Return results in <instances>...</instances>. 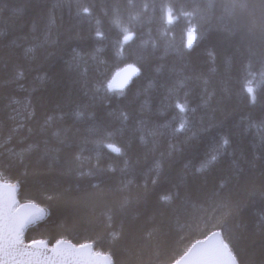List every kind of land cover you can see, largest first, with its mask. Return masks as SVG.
I'll return each instance as SVG.
<instances>
[{
    "label": "trees",
    "instance_id": "1",
    "mask_svg": "<svg viewBox=\"0 0 264 264\" xmlns=\"http://www.w3.org/2000/svg\"><path fill=\"white\" fill-rule=\"evenodd\" d=\"M53 2L0 0V78L14 77L0 90V121L7 133L14 126L8 117L15 108L16 119L25 127L9 146L19 152L27 143L36 144L23 163L0 161V178L18 185L20 201H33L46 210L42 220L23 231V239L92 242L95 249L113 258L114 243L93 220L128 194L110 190L119 185L127 161L135 169V175L128 179L141 188L147 181L152 189L151 180L158 178L157 192L182 183L202 195L219 190L224 183L223 194L242 205L240 216L223 230L217 221L183 228L174 225L176 259L195 240L220 230L225 242L238 231L246 233V244L259 261L264 244L260 227L264 219V84H254L256 102L251 103L243 91L240 72L246 52L236 42L213 32L194 43L190 52L185 50L189 54L182 60L177 48L186 42V22L168 25L158 11L153 16L150 9L147 16L152 19L134 21L133 41L121 49L116 43L120 29L111 22V0H89L95 4L90 18H78L75 8L70 12L67 6L49 13ZM122 2L127 4V0ZM144 2L134 0L138 8L123 10L125 26L132 27L129 16L135 15ZM97 28L104 39L96 38ZM165 29H170L166 36ZM45 33L49 42L42 44ZM154 42L159 45L156 49ZM29 47L33 52L25 56ZM126 64L136 66L137 74L128 85L109 89L112 74ZM184 65L188 74L194 70L209 81L214 96L208 104L201 98L202 81H191L187 89L166 98V86L175 79L172 69L179 71ZM185 91L187 108L180 112L175 105L185 102ZM10 99L18 103L5 109ZM29 111L34 112V119L25 121ZM52 113L63 116V121L58 120L43 134H29V127L38 130L45 115ZM181 123L184 128L175 131ZM58 128L70 129L69 135L78 138L88 135L91 128L101 136L112 134L105 144L120 148V153L105 146L97 150L93 144L86 145L82 153L84 170L87 157L93 158V164L98 158L99 166L105 169L104 179L68 174L66 150L44 155V140L49 149L60 147L52 135ZM154 128L158 134L147 135ZM25 137L26 143H19ZM109 165L115 171H107ZM91 184H99V188L93 189ZM131 191L135 194L136 187Z\"/></svg>",
    "mask_w": 264,
    "mask_h": 264
},
{
    "label": "snow or ice",
    "instance_id": "2",
    "mask_svg": "<svg viewBox=\"0 0 264 264\" xmlns=\"http://www.w3.org/2000/svg\"><path fill=\"white\" fill-rule=\"evenodd\" d=\"M68 7L71 12L75 8V15L78 18H90L92 16L94 3L89 0H54L49 13L56 9ZM112 23L120 29L117 37V45L123 49L130 41H133V22H143V19L151 20L147 16L150 9L153 16L160 14V19L167 20L168 25L186 22L184 31L186 42L177 48V55L183 60L194 43L206 39L211 33L216 32L230 42H236L246 52V63L243 64L240 72L243 82V91L251 98V103L255 104L256 95L254 84H264V0H146L142 8L135 15H130L128 24L125 26L123 21V10L136 9L139 6L134 0H127L123 4L122 0H111ZM19 11V10H17ZM107 15V11L105 12ZM99 24V21H97ZM170 29H165V36ZM122 33V39L120 34ZM3 35V33H0ZM95 36L104 39V33L97 28ZM49 38L45 33L43 43H48ZM35 45L34 47L42 46ZM158 43L152 44L153 49L158 48ZM185 50H189L186 52ZM166 53L168 49H165ZM33 52V47L25 50V56ZM209 55H212L210 52ZM131 67V66H130ZM188 68L184 65L181 70L175 68V79L167 85V99L176 96L182 89H187L191 81L203 83L201 98L208 104L214 96V91H209V81L204 79L202 74L194 70L190 74L186 72ZM159 72L160 69L158 68ZM132 72L138 69L132 68ZM14 77L9 79L0 78V90L12 83ZM111 89V83L108 84ZM185 102H177L175 107L180 112L187 108V95L185 91ZM18 103L14 99L9 100V104L4 108H10L12 104ZM194 112L195 109H192ZM13 115L8 119L14 126L8 128L5 133V124L0 121V161H7L9 164L19 160L23 163L26 154L31 153L36 147L34 143H27L21 151L17 152L15 147H10L13 139L18 135L20 129L25 127L16 119V109L13 108ZM79 115V113H76ZM34 119V112H27L24 120ZM124 119H128L127 116ZM63 121V116L55 113L46 114L43 122L39 124L38 130L28 128L29 134L37 132L43 134L57 121ZM144 124L143 121L140 122ZM184 128L181 123L180 131ZM141 132V140H144V129ZM70 129L58 128L52 135L56 137L60 147L56 149L48 148V141L44 140V155L50 152H65V165L68 174H76L78 177H89L91 179H104L105 169L97 163H91L92 157H87L88 167L85 171V157L82 153L88 144L95 145L99 150L101 146L111 149L113 152L120 153L121 149L107 143L111 138V133L101 136L96 128L88 130V135L78 138L69 135ZM159 130L154 128L147 132V135L155 137ZM27 138H21L19 143H26ZM264 142V140H262ZM224 143H228L227 140ZM213 160L216 159L214 155ZM125 168L121 169L123 178L119 185L112 191L125 193L118 201L107 208L101 217L93 220L96 227L100 228L104 235L111 239L115 245L113 258L108 264H264V244L261 245V259L256 260L255 253L249 250L246 244L247 235L244 232H237L234 237H230L228 242L221 238V231H214L211 236L204 240H196L180 256L179 259L174 255V225L181 228L199 226L201 222L207 224L217 221L221 230L229 226V222L237 219L243 211L242 205L233 201L230 197L223 194L225 187L221 183L219 190L196 195L186 185L176 184L172 188L163 189L160 192L155 190L159 179H152V189L148 187L147 181L142 186L134 185L133 179H128L135 175V169L125 162ZM159 167V164L157 165ZM107 171H115L111 165ZM199 171V169L197 170ZM136 187L137 191L132 194L131 189ZM93 189L99 188V184H91ZM163 202V203H162ZM33 209L28 211L27 209ZM41 209H36L35 205L17 208L14 197L9 195L6 199H0V264H85L81 253L90 249L91 245H80L75 248L64 241H57L56 247L52 249V256H48L45 242L33 241L32 245L26 249L23 245V230L28 224H35L42 216ZM261 235L264 237V219L261 220ZM239 228V225H237ZM231 245V246H230Z\"/></svg>",
    "mask_w": 264,
    "mask_h": 264
},
{
    "label": "water",
    "instance_id": "3",
    "mask_svg": "<svg viewBox=\"0 0 264 264\" xmlns=\"http://www.w3.org/2000/svg\"><path fill=\"white\" fill-rule=\"evenodd\" d=\"M132 68H136V67L133 66V65H127V64L124 65V66H121L120 68H118L112 74L108 84L111 83L112 88H114V87L121 88V87H124V86L128 85L131 82V80L133 79V77L137 74V72L136 73L132 72ZM17 191H18V187H17L16 183L0 179V199H6L9 195H11L12 197H14L15 206L17 208H23L24 206H28V205H35L36 209L43 210L42 211V216L39 219V220H41L44 217V215H45L44 208L42 206H40L39 204L33 202V201H22V202H19L18 197H17ZM27 210L28 211H33V209H31V208H29ZM29 225L30 224L26 225L25 228L27 226H29ZM214 231H220V230H213V231L209 232L203 238H200V239H197V240H204L206 237L211 236V233L214 232ZM221 238L223 239L222 233H221ZM22 240H23V237H22ZM33 241H43V242H45V244L47 246V250H48V256H52V249L54 247H56L58 240L53 245H49L47 243V241H45V240H38L37 239V240H33ZM33 241L25 242L23 240V245L27 249L28 246L32 245ZM59 241H64L66 244H70V245L74 246L75 248H79L80 245H85V244L86 245H91L90 249H86V250H84L81 253V256H82L85 264H108V261L111 258L109 253H104V252H101V251H94L92 243L74 244L71 241L65 240V239H59ZM181 255H183V253ZM180 256L177 259H179ZM9 264H11L10 260H9Z\"/></svg>",
    "mask_w": 264,
    "mask_h": 264
},
{
    "label": "bare ground",
    "instance_id": "4",
    "mask_svg": "<svg viewBox=\"0 0 264 264\" xmlns=\"http://www.w3.org/2000/svg\"><path fill=\"white\" fill-rule=\"evenodd\" d=\"M134 66V65H133ZM136 67V66H135ZM137 68V67H136ZM115 147V146H114Z\"/></svg>",
    "mask_w": 264,
    "mask_h": 264
}]
</instances>
